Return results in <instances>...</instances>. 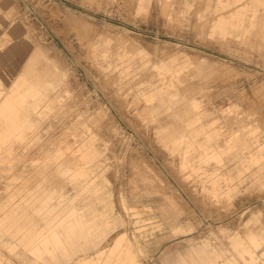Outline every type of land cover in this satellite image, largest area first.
<instances>
[{
    "label": "rangeland",
    "instance_id": "obj_1",
    "mask_svg": "<svg viewBox=\"0 0 264 264\" xmlns=\"http://www.w3.org/2000/svg\"><path fill=\"white\" fill-rule=\"evenodd\" d=\"M21 76L0 264H264V0H0V105Z\"/></svg>",
    "mask_w": 264,
    "mask_h": 264
},
{
    "label": "bare ground",
    "instance_id": "obj_2",
    "mask_svg": "<svg viewBox=\"0 0 264 264\" xmlns=\"http://www.w3.org/2000/svg\"><path fill=\"white\" fill-rule=\"evenodd\" d=\"M7 84H10V80L7 81ZM41 86L39 85V82L32 83L28 82L27 78L24 76H21L17 82L13 84V87L10 91V93L1 101L0 105V111L5 108H13L12 110L14 112H17L16 119H20V123L14 122L11 126L12 127H18L21 128L25 126L26 122L31 120L32 118L38 117L39 115V109L38 106L40 105V100L38 101L37 98L41 94ZM2 96V90L0 89V98ZM27 105H32L34 108L31 111L30 117L26 116V114H21L20 111L25 108ZM21 135L25 136V133L20 132ZM15 147L12 146V143H10L7 147H1L0 150L2 153H6L8 155H13L15 152ZM66 166L70 165V162L65 163ZM67 222L66 218L59 219L56 222H51V225L47 227V231H37L36 237L33 238L32 241H34L35 247L37 250L45 252L52 253L57 247H61L63 250H66V243L62 240L59 227H64L63 229L67 231L70 229L69 226L65 227V223ZM83 223V222H79ZM253 242L257 243L258 238L253 237ZM124 240V237L120 236L118 237L114 245L111 247V249H114L116 246L122 243ZM33 244V245H34ZM132 245V243H130ZM55 248V249H54ZM117 248V247H116ZM53 249V250H52ZM104 255V253H101V256ZM102 259L101 257L99 260ZM88 260V258H82L81 256H73L68 257L65 259L60 260V264H81Z\"/></svg>",
    "mask_w": 264,
    "mask_h": 264
}]
</instances>
